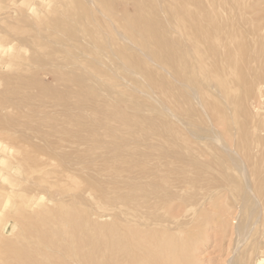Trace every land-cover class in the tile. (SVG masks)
Returning <instances> with one entry per match:
<instances>
[{
    "label": "rangeland",
    "instance_id": "1",
    "mask_svg": "<svg viewBox=\"0 0 264 264\" xmlns=\"http://www.w3.org/2000/svg\"><path fill=\"white\" fill-rule=\"evenodd\" d=\"M147 1L148 0H142V1L141 0L140 1L139 0H103V1L102 0H63V1L62 0H27L26 3H23L22 0H0V43L4 44L5 46L12 44L11 48L5 47V49H8L9 51H5L3 53L0 52V109H1L0 134L3 135V137L0 135L1 136L0 159L1 157L7 158L6 165L1 166L0 164V171H1L0 245L2 244L3 246H5V247L1 246L0 248H3L5 250L8 249L7 251L17 250L18 253L22 248V246L23 248H25L26 246L25 244L28 243L26 242L27 237L29 235L27 231L30 232L32 227L35 228V231L36 230L39 231V227H40V231H43L45 227L47 228V231L48 230L51 231V229H48L47 227V225L50 224L48 223L50 220L51 221L50 228L56 231L58 229V224H59L58 219L60 218L57 214L59 215L61 214L60 216L62 220L63 219L67 220L70 224L73 223L74 225V222L76 220L75 219H73V221L70 220L72 219L71 213L73 211H77L78 209L79 212H76L77 215H73L74 216L73 218H75L76 216L77 222H80V224H77L75 222L76 223L75 226L72 227L70 226V224L68 225L67 223L64 224L66 221L63 220L64 221L63 223V221L61 220L59 225L60 228L57 230V231H61V229L62 228L64 229L67 225L69 226V228L66 227L67 230L71 229L75 232L76 227L79 225L82 226V224L84 223L82 220L84 219V217L82 218V215L84 214L85 211L87 210L89 211L90 209L92 213L97 211L103 212L104 209L106 208L107 205H104V203L106 202L104 201L105 188H103L105 184L104 187L107 186L106 188H108L106 191L110 193L111 191H109V189H111L112 187L114 188V185L115 188L116 186L118 187L117 193L118 191L123 192L124 190L123 193H119V194L120 196L121 194H124L123 197L126 198L125 201L130 202L129 205L128 203L126 204L131 208L134 207V209H136L138 212L140 209L139 212L140 214L143 213L147 217L149 215L148 217L149 222L148 221L147 222L148 223L151 222L150 224L153 227L156 221L158 222L159 219L162 222L164 221L166 222L167 220L166 218H168L167 220L168 222H166L165 225L170 227V225L172 224L170 228H172L174 232H172L171 235L174 240H176V238H179L178 243H181V244L177 243V246H180V248L176 247L175 248L176 250H174L173 252V256L175 257L172 258V262L173 261L176 262L175 263L173 262L171 264H176V263L178 264V260H179V264L180 263L181 264H237V263L240 264V259L242 262L241 264H250V263L259 264L260 260H264V254L262 255V253H264V227H263L264 225V218H263L264 215L263 214L264 213L263 212L264 210L263 207L264 206V200H263L264 199L263 198L264 197V0H216V1L214 0V2L213 0L212 1L197 0L198 3L197 1H193V0H190L191 2L193 1V3L187 0L185 1L183 0L184 2L182 0H179V3L177 2L179 9L183 5V9L181 8L180 10L177 9L178 6L175 5L177 0L175 1L173 0L175 4L172 0L170 1L168 0L167 2L166 0H159L160 3L154 0L157 2L156 7L159 5L158 6L159 8L157 7L158 9L154 7L155 4L153 0L152 1L149 0L148 3ZM164 1L166 6L164 4ZM149 2L155 8L154 10L153 7H151V5H148L150 4ZM209 2L211 3V5ZM189 3L191 5L188 6L189 8L188 9L187 5ZM202 3L203 6H201ZM87 5L89 9L85 7ZM167 5L169 6V8ZM172 5L174 9L178 11L175 10L176 12H174ZM29 6L34 8L37 12L33 13L34 9L30 10ZM90 6L92 7V11L90 9L91 8ZM99 6L108 9L102 10V8H100ZM210 8H212V11ZM146 9L148 10L147 13H146ZM168 9L170 12L168 11ZM181 10L184 11V15L186 14L185 18L187 14H188L187 19L189 18V16L191 17V21L187 22V19H184V17H182L184 15H183V11ZM205 10L206 12L204 14L203 12ZM79 11L80 12L83 11V12L80 13ZM101 11H103V13H101ZM104 11L107 12L106 14L110 16V20ZM171 11L173 15L174 13H177L178 16L180 14L181 15L176 19L177 14H175L174 15L175 18H173V15H171ZM211 12H213V15H211L212 14ZM83 13H86L84 14L85 16L83 15ZM157 13H160L161 15L158 14L159 16H157L156 15ZM100 14H102L103 16L102 19L104 22H108V24L111 23L112 25H114L115 29L116 27H118L117 25L119 24V27L121 26L120 27L121 29L117 28L116 31H114L112 29L113 27H111L112 26L111 24H110L111 28H109V26L107 25L108 29H110L108 32L109 33L108 36L107 32H105L108 30L105 29L107 28V26L106 27L103 26V28L101 27L104 24V22H102L101 18L99 17ZM86 15L89 17H91L90 15H92V18L86 17ZM214 15H216V17ZM212 16H214L213 17L214 19L210 18ZM84 17H86V20L91 19V21L94 22L93 23L94 25L95 23L96 25L98 24L97 20L101 22H99L98 27H96L95 30L94 29L95 26L93 24L92 26L94 27L91 26L92 22L88 21V23H86L87 21L83 19ZM104 17L106 21L104 20ZM73 18L75 19L76 22H74ZM172 18L174 21L173 25H172L173 23ZM217 18H219L220 21L217 20ZM223 18L224 21H222ZM153 19L155 20L156 23L158 21V24L152 22L154 21ZM168 19L172 22H170ZM63 20L65 21L62 23ZM176 20H178L177 23L179 25V29L182 30L177 29V27L175 26ZM77 21L78 23H83V26L82 24L79 25V27L84 28L83 34H80L82 32L79 33V31H82V28L77 27L78 25ZM139 21L144 22L145 24H147V27L149 26L150 28L154 29V31L156 32V36L154 38L155 41L152 40L153 42L151 41V44L147 45V47L146 46L144 47L142 44H140L141 42L140 37H142L143 34L139 31L140 30L139 29L140 26L138 23ZM147 22L150 24H148ZM151 22L155 23L156 25L152 24ZM190 22H192L194 25ZM158 25H160L159 29H158ZM69 26L72 27L69 28ZM174 26L177 30H179L180 33H178V31H175L176 29L174 30L172 29L174 28ZM199 26H201L200 30H199ZM209 26L210 28H208ZM71 28L75 30L72 29L73 30L72 31ZM76 28H78L79 30H76ZM101 29L102 32L99 33V35H101L100 39H102V41L99 40V36H97L98 35L97 33L100 32ZM127 29L131 30V34L132 35L134 34L136 40L139 38L138 39L139 44L138 41L135 42L136 40L135 38H132L133 36H131V34L130 35L128 34ZM168 30H170V32ZM69 31H71L72 33ZM197 31H199L200 33ZM233 31H235L234 34L232 33ZM31 32H33V34ZM115 32H116V36H119V39L118 37L116 38L114 34ZM164 32L167 33L166 36L168 37L164 36L165 35ZM94 33L96 34V36ZM110 33L114 36H112ZM169 33L172 34V38ZM72 34H74V37L78 38V40H80L81 42L75 38H74L75 41L72 40L73 39ZM185 34L188 36H185ZM106 35L109 41H107L108 39L106 38ZM176 35L179 36L177 37L178 40L176 39ZM102 36L105 39L102 38ZM110 37L113 38L114 41L113 39L111 40ZM165 37L167 38L168 42H166ZM90 38L92 40H89ZM173 38H175V41ZM183 38L186 39L188 38L190 41L189 40L186 41V39ZM104 40L106 41L105 43ZM176 40L178 42H176ZM188 41L190 43H188ZM191 41H193L194 43ZM196 41L197 43H195ZM179 43H182L183 46L182 44ZM192 43L195 45H193ZM100 44L101 47L104 46L103 47L104 50H101L102 48H98ZM104 44H106L107 47H105ZM170 44L173 45V47L175 46L173 48L174 51L173 49H171L172 46L169 48ZM87 46L88 49L86 48ZM177 46L180 47H178L177 49ZM181 46L183 49H181ZM196 46H198L200 49ZM92 47L93 49L96 48L95 53ZM108 47L110 48V50ZM112 47L114 50H112ZM185 47L186 49L189 50V52L185 49ZM123 48L124 50H122ZM148 48L149 49L151 48L153 50L150 49V51H148L149 50ZM190 48L192 49L190 50ZM115 50L118 51V53L115 54L114 53ZM181 50L182 53H180ZM105 51H107L108 54ZM120 51L121 53L123 52L124 55H121ZM192 51L193 53H195L194 54L195 56L193 55ZM174 52L177 53L176 56ZM155 53L158 56H156ZM204 53L205 54L207 53V55H205ZM109 54H112L111 55L112 58ZM129 54L130 56H128ZM117 55L119 56V58ZM133 55L137 56V58L132 57ZM202 55L205 56L203 57ZM94 56L96 58H93ZM83 57L84 59H82ZM129 57L131 59H129ZM171 57L172 59H175L176 57V59L171 60ZM198 58L200 59V62L204 61L203 62L204 65L199 62ZM160 60L164 63H162ZM9 61L11 62V64ZM90 61L93 64L90 63ZM112 61L115 62L116 64L113 63ZM137 62L138 64H136ZM161 64H164V66ZM205 64H207L209 70L206 68ZM83 65H85L86 67H83ZM132 65L135 66L129 67ZM78 66L79 67L82 66L84 69L78 68ZM169 67L171 68V70ZM106 68L109 69L106 70ZM82 69L86 70L87 72L83 71ZM89 69L90 72L88 71ZM168 69L170 70V72ZM92 71H94L93 76L94 75L96 76L92 77V73H91ZM152 71L154 73L155 71L159 73L154 74ZM207 71L209 72V74L207 73L206 75ZM171 72L172 73L175 72V73L172 75ZM87 73H89L88 74L89 79L87 78ZM214 73L220 77L219 81H222V82H218L217 80L219 77L216 78L217 79L216 81L219 83V85L217 83L211 82L214 81L213 78L216 77ZM148 74L151 75L150 79L147 77ZM192 74L194 75L192 76ZM73 75H81V76H73ZM205 75L208 78H211L210 79L211 83H209V80L207 81L209 83L208 88L206 87L208 86V84H206L207 77ZM204 76L206 77L205 79ZM159 80L162 81L159 82ZM200 80L201 81L203 80L204 83L201 82ZM80 81L82 82L84 81L83 82L84 85ZM187 81L189 83H187ZM21 82L24 83L22 84ZM76 82L77 83L80 82L79 83L80 85L77 84ZM101 82L102 84H100V86L103 88L104 85L106 88H108L107 90L106 88H103L105 89L104 91L103 89H101V87L99 86V83ZM167 82L170 83L168 84ZM110 83L111 85L109 87L108 85ZM81 84L84 86V88ZM87 84H88L87 86L88 90L90 89V91H87L86 90L87 88H85ZM113 84L115 85L112 86ZM216 84L220 89L222 86L223 89L221 90L219 88L216 89L217 87ZM162 85L165 86V88H163ZM224 85L226 87H224ZM67 86H70L67 88L68 90L71 87H74V89H76L79 86L80 91H83L85 89L87 92L86 93L84 92V95L80 96L83 94V92L79 94L78 92L80 91L76 89L77 93L75 91L73 93L71 91H73L74 89L71 88L70 90L71 93H69V91L66 89ZM96 86L97 88H94ZM111 86L116 87V89L113 88L111 89ZM200 87L201 88L205 87V88L200 89ZM92 88L98 90H93ZM64 89L65 91H63ZM159 89L161 93L159 92ZM205 89H207L206 90L207 92L205 91L207 94L205 93L204 94L207 96L209 94L208 96L209 99L207 98L209 102L208 100L207 102H205L206 98L202 97L204 96V94H201V92H203V90ZM94 91H96V93ZM97 91L99 94H97ZM117 91H119L120 94ZM62 92L67 93V95L63 93L66 96H70V97L72 96V97L65 99L64 95H63L64 97H62L61 94ZM108 92L111 93L112 95L109 94ZM23 93L26 95L28 94L29 97L28 95L24 96ZM94 93L96 94V96L102 95L103 96L102 99H104L105 97L106 100L105 101H103L102 99L99 100L98 99L99 97H97L98 99L97 100ZM168 93L169 94L171 93V95H169ZM210 93H212V95H210ZM12 94L15 96L17 95L16 96L17 98L14 96L13 99ZM76 94L79 95L80 98L79 97L77 98ZM87 95L88 97L90 95L89 99L88 97H86ZM74 96L77 99L76 98L74 99L73 98ZM167 96H170L168 100L166 99ZM210 96L212 97V101L214 100L213 104H211L212 102ZM60 97H62V99L66 101L60 100L59 99ZM125 97H127V99ZM84 99H87L86 100L87 102ZM129 99L131 101H129ZM90 100H91V104L88 105L87 103H90L89 102ZM11 101H13L14 105L12 104ZM80 101H83L84 104L82 105V102ZM93 101L95 102L96 105L97 103L98 105H100L98 106L99 108L95 107L94 104H93L94 108L92 107ZM31 102L32 103L34 102L33 103L34 105ZM103 102L104 103L107 102V103L104 104ZM17 103L18 105H16ZM101 106H103L104 109L103 107L101 108ZM22 107L23 110L21 109ZM30 107H32V109ZM36 107L40 108V110ZM92 108L95 109L96 111H100V112L102 111V112L94 113ZM111 109H113V111H111ZM210 110H212L213 112ZM83 111L84 113H82ZM65 113L68 114L64 115ZM58 114L60 116H57ZM90 114H92L93 118H91L92 116H90ZM80 115L89 118L88 120L89 121L91 120L90 121L91 124L93 122L94 127H92L93 125L88 123L87 119L84 118L86 121L83 119L85 121L83 122L84 123L83 125L85 126L83 127L78 126L76 128L77 124L80 125V123L74 124L75 121L74 117H73L74 121L71 118L72 116L75 117L79 116L77 117L78 118L77 120L78 122H80L79 119L82 120V118L80 117H83ZM66 116L71 120H69ZM94 118H96V120ZM35 124L37 126L38 125L40 126L37 127ZM86 124L88 127H86ZM140 124L144 126H141ZM169 124H171V126H173L174 128H170L171 126ZM137 125L139 126L137 127ZM148 125L152 126V128L148 127ZM167 125H169V127H167ZM55 127L56 129H54ZM68 127L72 129L69 130L71 133L74 131L73 134H71L68 131L67 129ZM90 127L91 129H89ZM170 129H172L173 131ZM174 129L175 132L177 131V133L174 132ZM93 130L95 132H92ZM151 130H153L154 132H152ZM87 132L88 134H91V138L87 134ZM4 133L6 136L8 135V133L9 135L12 136H9V138L7 136L5 138ZM10 139L12 140L10 142H7V140L9 141ZM16 140L17 141L19 140L20 142L16 143L17 142ZM5 141L6 143H8V146L5 143ZM21 142H23L22 143L23 146H19V145L17 146V144H21ZM4 145L7 148L11 146L10 148L12 149V151L4 152L2 148L4 147ZM12 145H14L15 147L17 146V149ZM20 150L23 152H21ZM137 153H139V155ZM25 155L28 157H26ZM112 156L113 157L116 156V157L112 158ZM132 156H133L132 159L135 158L134 160L129 159ZM18 157H20L21 159ZM24 157L27 159L26 160L22 159ZM110 157H111V161H110ZM123 157L124 159H122ZM77 159H79V161ZM126 159L127 160L129 159L130 161L129 160L127 161ZM19 160L20 163H22L23 161L24 164H20ZM94 160L95 162H93ZM97 160L99 161L97 162ZM136 160L138 161L136 162ZM108 162L109 164L112 163L111 166L107 164ZM124 162H126L125 164H127L128 166L130 165L129 168H133V170L136 168L135 166L137 164L144 163L146 169L143 168L144 166L141 167L140 165L139 168L140 170L136 168L134 171H132L134 173L135 171H137L136 174H134L127 167V165L123 164ZM131 162L135 164V165L132 164V166L134 165L135 168L131 166ZM25 163L27 164L26 166ZM108 165L112 169L109 167L107 168L106 166ZM123 166L127 167L126 168L127 170H125L126 173L127 171L128 172L130 171L131 173L130 172H129L130 174L128 173L130 175L129 177L127 176V174L126 175L124 174L123 177H125V179L124 180L122 179L121 181L122 177L120 174L125 173L121 171L122 168L124 169ZM137 166L139 167V165ZM92 167H94V169ZM116 167H119V169L116 170L117 169ZM157 167L160 168L158 169ZM113 169H115L114 170L115 173L113 172ZM119 170L121 171V173ZM146 170H149V172H147ZM40 171L43 173H41ZM47 171H49V173L51 174L47 176L48 177L47 182L42 183L41 180L46 181L47 177L45 178L44 176L47 175L48 173ZM139 171H144L141 172V174L144 176L147 175L146 178L145 177L144 179L143 177L139 178L141 176V175L140 176L137 175ZM67 172L68 173L70 172L71 173L70 176H72L73 178L75 177L77 178L75 180L72 179V181L65 180L67 181L66 183L68 186H66L65 182L61 181V180L64 181L65 178L66 179L70 178L68 176L70 173L68 174ZM111 172H113L114 175L117 174L116 172H118L120 176L119 175H117L119 177L113 176V173ZM39 173H41L42 176ZM80 173H82L83 175ZM132 174L134 175L132 176ZM135 175L138 177L135 178ZM154 176L157 178V182L155 181L156 178ZM40 177L42 178L41 180ZM113 177L116 179L117 178L119 179L120 177L121 178L119 179L120 181L118 179L117 181H115L116 179L113 181L112 180L114 179ZM130 177H132L130 181H132L133 183L129 181ZM78 178H80V182H82V178L83 180L87 179L86 180L87 183L85 180L83 181V183H80L79 181L77 182ZM110 179H111L110 183H112V185L108 182ZM126 179L128 180L127 182H130L129 186L127 185L128 183L125 184ZM136 179H138L137 181L139 182H136ZM38 180L40 182H38ZM56 180L58 181V184H60L62 187L61 186L59 187V185L55 184V182L57 183ZM163 180H166L167 182ZM88 181L90 182L88 183ZM106 181L107 183H109L111 188H109L110 186H108ZM72 182L74 184L76 183L77 185L82 184L83 186L82 185L77 186L76 184L74 185ZM92 182H93L92 185H94V187L96 185L97 186L100 185L102 187H98V189L97 187H95L94 189V187L90 184ZM123 182L125 185L123 184ZM168 182L169 184L171 183L170 187L169 184H167ZM38 183L41 185H39ZM63 183L65 187L62 185ZM68 183H72L74 187H72L71 184L69 185ZM121 183L124 185L123 187ZM42 184H46V185L42 186ZM116 184H118L119 186ZM145 184L146 186H144ZM36 185H37V189L35 187ZM131 185L133 187H131ZM47 186L48 188L50 187L52 191L48 190L47 188L45 189V187ZM126 186L128 187L126 188ZM134 186L137 188L135 189ZM75 187L77 189H75ZM78 187H84L82 192L83 193L85 192L89 197H91L90 203H89V198H87L88 197L87 195H85L87 196L86 199L85 196H78L80 194L82 195L85 194L80 192V189H78ZM156 187L159 189L156 190L157 189ZM252 187H254L253 188L254 190L252 189ZM57 188L58 190L61 189L60 192L57 191ZM101 188H103V190ZM115 188L114 191L116 192ZM128 188H130L129 191L131 193H133L134 189L138 193H133L134 196L128 193V195L130 196L126 197L127 196L126 191L128 190ZM160 188L162 189V191L160 190ZM100 189H101V193H100ZM1 190L4 192H2ZM95 190L98 192H94ZM167 190L169 191L167 192ZM102 191H104V194ZM114 191H112L111 194L112 196L115 197V194L117 195V193H115ZM146 192H147L146 194L147 198L145 197ZM261 192L262 194H260ZM11 193L12 195H9ZM90 193L93 194L90 195ZM96 193L97 195L101 194L102 197L101 196L95 197L94 195H96ZM57 194H59L61 197L58 196ZM141 194L142 196L144 194L143 197L148 199L147 202L151 198V200L149 201V202L152 201L150 205L148 206L145 205L146 201L143 202L145 198L144 199L141 198L142 202H140L141 200L140 197H142ZM56 195L58 196L57 199L55 198L57 197ZM110 195L109 193L106 194L107 201L109 198L108 196ZM155 195H157L159 198H157ZM70 196L73 197V199H71ZM76 196H78L77 200L75 198ZM120 196L117 195V197ZM97 197H99V199H101L102 201L101 200L99 201V199L97 200ZM130 197L132 198V200L135 197L136 198L138 197L139 201L136 198H135L136 200L134 199L133 201L134 202L137 201V203L139 202L138 205L139 208H135L137 206V203L135 202L136 204L134 203V205L136 206H134L133 203L131 202L132 200L129 199ZM8 198L10 200V202L9 200H7L9 203H7L6 201V199ZM26 199L30 204H33L34 206L33 210H31L28 206L26 208L24 204L26 203L25 202ZM64 199L66 200L68 199L67 202ZM78 199L82 202H79ZM154 199H156L160 203H156L157 201H155ZM167 199L168 201H166ZM56 200H58L57 203ZM35 201L39 204H36ZM91 201L94 202V205H96V203L97 205L98 204L99 205L94 206ZM52 202H55V205ZM64 202L68 203L69 206L67 204L66 206ZM100 202L102 204H100ZM78 203L80 204L85 203V204L80 205ZM141 203H145V204L143 205ZM22 204H24V206ZM260 204L263 206H261ZM75 205L77 207H75ZM87 205L89 208L87 207ZM159 205L161 207H159ZM42 206H43L42 209L44 210L43 212L41 209ZM72 206H74V209ZM157 206L161 209H159ZM225 206L227 207V209ZM4 207H6V209H4ZM95 207L96 208L99 207L100 210H98V208L96 209ZM148 207L151 209H149ZM45 208H47V211L45 210ZM40 209L41 212L44 214H42L41 212L36 214V212H38V210L40 211ZM61 209L62 210L64 209L66 214ZM65 209H67L69 212ZM71 209L73 210L71 211ZM190 209L191 210L193 209L192 211L194 212H192ZM260 209L262 210L261 212H259ZM80 210H82V212H80ZM146 210H151L150 211L151 213L147 211L148 214H145ZM155 210L158 211V213ZM171 211L172 212L174 211L173 213H177V214H172ZM199 211H201L202 213ZM50 213L51 215H49ZM78 213H83V214L79 215ZM99 213L104 215H101L100 217L102 218H98V220L103 219L105 222H100V225L99 224L97 225L91 220L89 222L95 225L93 224L91 225L89 223V225H91L89 226L87 222L86 223L87 225L84 223L83 227H80V229L83 228V232L84 231L86 232V230L89 227L93 226V228H91L92 231H94L93 230L94 228L100 230L101 227L100 231L105 232L107 230V225L104 224L108 222V221L106 222V219L108 218L107 217L105 218L106 212L105 213L99 212ZM181 213L183 218H181ZM4 214L7 215L4 216ZM28 214H31V216H29ZM34 214H36V218L38 219L34 217L35 216ZM67 214L71 217H69ZM161 214H164L162 215L163 218L161 217ZM226 214L228 215L226 216ZM38 215L40 216L38 217ZM47 215H49V217H47V219L44 220L45 216ZM150 215L151 216L154 215L153 218H155V220H153ZM64 216L67 219L63 218ZM52 217H55L53 218L54 222L51 220ZM169 217H171L172 221L169 220ZM225 217H227L228 219ZM173 220H175V222ZM176 220L178 223L176 222ZM38 222L40 223L42 222L43 225L47 223V225L45 224V227H43L42 223L40 224ZM169 222L170 224L167 225V223ZM248 222H250L249 226H248ZM34 223L40 224L38 225V228ZM174 223L176 226L174 225ZM254 223L257 225H255ZM101 224L106 227L105 230L104 228H102L103 226ZM179 224L181 226V229L183 228V230L180 229ZM29 225L31 226L33 225V226L31 227ZM96 225L97 228L95 227ZM87 226L89 227L87 228ZM19 227L21 228L19 229ZM173 227L176 228L177 230L179 227L181 231L180 230L177 231ZM152 228H150L151 231L155 230ZM251 228H253V232L251 231L252 230ZM260 229L262 230L260 231ZM26 232L28 234H26ZM251 232L253 234H251ZM20 233L21 235H19ZM15 234L17 235L16 237ZM248 236L252 238L249 239ZM12 237L16 238V242L14 241L12 245L15 246L19 245L17 246L19 250L15 246L12 247L11 244L10 245L13 249L11 247H10L11 249L8 248L9 247L8 241L11 242L14 240ZM19 237L20 238L22 237V239H20L21 241L19 240ZM10 238L13 240H11ZM4 240L8 243L7 245ZM23 241L25 244H23ZM62 242L67 243L66 240ZM177 248H178V252L180 251L179 253L177 252ZM253 248H255V250ZM189 249L192 250L190 251ZM248 250L251 251V253ZM109 252L110 251L109 250L107 251V249L104 253L100 252L101 254H103V257L106 258L105 259L106 262L109 261V256H108V254H110ZM255 252L261 255H258ZM18 255L19 254H16V256ZM7 256L8 255H2V258H4L3 260L6 261L7 264H9V260H10V264L13 263L17 264V262L18 263L20 262V264L24 263V259H22V257H19L22 256V254L18 256L17 262H16L17 259L16 256L13 255H9L8 257ZM14 257H15V261H13ZM150 257L152 264H159V262L154 257L152 256ZM19 258L23 260V262L19 261ZM58 262L61 264V260H59ZM262 262L263 261H261V263ZM54 264H58L56 263V260ZM137 264H141V263H137ZM262 264H264V262Z\"/></svg>",
    "mask_w": 264,
    "mask_h": 264
},
{
    "label": "bare ground",
    "instance_id": "2",
    "mask_svg": "<svg viewBox=\"0 0 264 264\" xmlns=\"http://www.w3.org/2000/svg\"><path fill=\"white\" fill-rule=\"evenodd\" d=\"M63 1V0H62ZM103 1V0H102ZM140 1V0H139ZM142 1V0H141ZM149 1V0H148ZM148 1H147V3H148ZM152 1V0H151ZM157 2H159V0H156ZM156 1H154L153 0V2H154V7H156ZM168 0H166V2H167ZM170 1V0H169ZM173 1V0H172ZM175 1V0H174ZM173 1V2H174ZM183 1V0H182ZM185 1V0H184ZM183 1V2H184ZM187 1H190V0H187ZM193 1H197V0H193ZM193 1L191 2V3H193ZM202 1V0H201ZM212 1V0H211ZM216 1V0H215ZM22 2L23 3H26L27 2V0H22ZM153 2H152V4H153ZM173 2H172V4H173ZM177 2L179 3V0H177L176 1V4H175V2H174V4L175 5H177L178 6V4H177ZM213 2H214V0H213ZM225 2H227V1H225ZM75 3V2H74ZM96 3V2H95ZM146 3V4H147ZM150 3V2H149ZM160 3V2H159ZM181 3V2H180ZM185 3H187V2H185ZM197 3H198V1H197ZM196 3V4H197ZM199 3H201V2H199ZM210 3V2H209ZM216 3V2H215ZM30 4V3H29ZM28 4V5H29ZM99 4V3H98ZM145 4V3H144ZM164 4H165V1H164ZM214 4V3H213ZM89 5H90V2H89ZM148 5H151V3L150 4H148ZM181 5V4H180ZM185 5V4H184ZM189 5H191L190 3L187 5V8H188V6ZM210 5H211V3H210ZM97 6V5H96ZM106 6V5H105ZM141 6H143V5H141ZM146 6V5H145ZM159 6V5H158ZM157 6V7H158ZM165 6H166V4H165ZM164 6V7H165ZM168 6V5H167ZM176 6V7H177ZM201 6H203V3H202V5ZM25 7V6H24ZM31 6H29V9L31 10V9H34V8H30ZM73 7V6H72ZM85 7H87L88 8V5L87 6H85ZM91 7V6H90ZM98 7V6H97ZM100 7V6H99ZM151 7H153L152 5H151ZM150 7V8H151ZM153 7V10L155 9ZM156 7V8H157ZM172 7H173V5H172ZM186 7V6H185ZM200 7V6H199ZM214 7V6H213ZM86 8V9H87ZM95 8V7H94ZM100 8H102V7H100ZM159 8V7H158ZM157 8V9H158ZM167 8V7H166ZM168 8H169V6H168ZM182 9H183V5H182V7H181ZM180 8V9H181ZM186 8V9H187ZM194 8V7H193ZM202 8V7H201ZM208 8V7H207ZM20 9V8H19ZM70 9V8H69ZM89 9V8H88ZM91 9V11H92V7L90 8ZM104 9H108V8H102V10H104ZM140 9H141V7H140ZM173 9H174V7H173ZM177 9H179V6L177 7ZM179 9V10H180ZM189 9V8H188ZM191 9V8H190ZM211 9V11H212V8H210ZM83 10V9H82ZM176 9H174L173 11L174 12H176V11H178V10H176ZM194 10V9H193ZM202 10V9H201ZM84 11H85V9H84ZM90 11V10H89ZM96 11H97V9H96ZM107 11V10H106ZM145 11V10H144ZM168 11H169V9H168ZM181 11H183V10H181ZM180 11V12H181ZM184 11H185V8H184ZM184 11H183V15H184ZM195 11V10H194ZM35 12H37L35 9L33 10V13H35ZM80 12V11H79ZM83 12V11H82ZM82 12H80V13H82ZM105 12V11H104ZM148 12V10L146 9V13ZM156 12V11H155ZM166 12V11H165ZM170 12V11H169ZM201 12V11H200ZM205 12H206V10L203 12L204 14H205ZM210 12V11H209ZM220 12V11H219ZM80 13H79V15H80ZM92 13V12H91ZM101 13H103V11H101ZM107 12H105V14H106ZM150 13V12H149ZM212 14L211 15H213V12H211ZM221 13V12H220ZM31 14V13H30ZM74 14H75V11H74ZM84 14H86V13H83V15ZM90 14V13H89ZM93 14V13H92ZM94 14H95V12H94ZM99 14V13H98ZM151 14V13H150ZM158 14H160V13H157L156 15L157 16H159ZM164 14H167V13H164ZM175 14H177V13H174V15ZM194 14V13H193ZM215 14V13H214ZM23 15V14H22ZM78 15V16H79ZM107 15V14H106ZM124 15V14H123ZM161 15V14H160ZM171 15H173L172 14V11H171ZM173 15V18H175V16ZM181 15V14H180ZM179 15V16H180ZM186 15V14H185ZM185 15L184 16H182V17H184V19H187V16H188V14H187V16H186V18H185ZM190 15V14H189ZM192 15V14H191ZM208 15V14H207ZM85 16V15H84ZM91 17H89V16H87L86 15V17H89V18H92V15H90ZM108 17H109V20H110V16L109 15H107ZM163 16V15H162ZM161 16V17H162ZM169 16V15H168ZM178 16V14H177V16H176V19H177V17H179ZM215 17H216V15H214ZM214 16H212V17H210V18H212V19H214L213 17ZM75 17H77V16H75ZM83 17V16H82ZM86 17H84L83 19H85L86 20ZM94 17V16H93ZM100 18H101V20H102V22H104L103 21V16H102V14H100V16H99ZM98 17V18H99ZM112 17V16H111ZM145 17V16H144ZM152 17V16H151ZM170 17H172V16H170ZM181 17V18H182ZM194 17H196V16H194ZM193 17V18H194ZM200 17H202V16H200ZM207 17V16H206ZM224 17V16H223ZM69 18V17H68ZM72 18V17H71ZM154 18V17H153ZM173 18H172V21H173ZM114 19H115V17H114ZM147 19V18H146ZM170 19V18H169ZM168 19V20H169ZM179 19V18H178ZM198 19V18H197ZM66 20V19H65ZM65 20H63L62 21V23L65 21ZM70 20V19H69ZM73 20H74V22H76L75 21V19L73 18ZM77 20V19H76ZM104 20L106 21V19H105V17H104ZM154 20V19H153ZM157 20V19H156ZM175 20V19H174ZM207 20H209V19H207ZM206 20V21H207ZM217 20H219V18H217ZM31 21V20H30ZM80 21V20H79ZM87 22L86 23H88V21H91V19L89 20H86ZM98 21V24H99V22H101V21H99V20H97ZM163 21V20H162ZM170 21V20H169ZM172 21H170V22H172ZM177 21L178 20H176V24H175V26L177 27V29H179V25H178V23H177ZM182 21V20H181ZM188 21H191V17L189 16V18L187 19V22ZM205 21V20H204ZM220 21V20H219ZM222 21H224V18H223V20ZM69 22V21H68ZM92 23H91V26H92V24L94 23L93 21H91ZM96 22V21H95ZM110 22V21H109ZM114 22V21H113ZM121 22V21H120ZM149 22V21H148ZM147 22V23H148ZM152 22H155V20L154 21H152ZM151 22V23H152ZM160 22H161V20H160ZM180 22V21H179ZM186 22V23H187ZM77 23H78V21H77ZM139 23V26H140V32L143 34V36L142 37H140V44H142L144 47L146 46L147 47V45H149V44H151V41L153 40V41H155V36H156V32L154 31V29H152V28H150L149 26L147 27V24H145L144 22H142V21H139L138 22ZM156 23V22H155ZM155 23H152V24H154V25H156V24H158V21H157V23L155 24ZM190 23H192V22H190ZM68 24V23H67ZM80 24H82V26H83V23H78V25H77V27H79V25ZM98 24L96 25V23H95V30H96V27H98ZM106 24V25H105ZM110 24L111 23H109L108 24V22H104V24L101 26L102 28H103V26H109V28H111V27H113L112 29L114 30V31H116V29L117 28H120L119 27V24L117 25L118 27H116V29L114 28V25H112L111 27H110ZM148 24H150V23H148ZM162 24H163V22H162ZM174 24V21H173V23H172V25ZM189 24V23H188ZM188 24H186V25H188ZM193 24V23H192ZM191 24V25H192ZM210 24V23H209ZM208 24V25H209ZM61 25V24H60ZM178 25V26H177ZM181 25V24H180ZM194 25V24H193ZM215 25V24H214ZM57 26V25H56ZM84 26H86V25H84ZM94 26H92V27H94ZM100 26V25H99ZM108 26H107V28H105L106 30L108 29ZM153 26V25H152ZM159 26L160 25H158V29H159ZM175 26H174V28H172L173 30L174 29H176L175 28ZM182 26V25H181ZM67 27V26H66ZM70 27H72V26H69V28ZM87 27H88V25H87ZM86 27V28H87ZM164 27V26H163ZM172 27V26H171ZM170 27V28H171ZM194 27V26H193ZM201 26H199V30L201 29L200 28ZM212 27V26H211ZM57 28H59V27H57ZM74 28V27H73ZM73 28H71V30L73 29ZM79 28H82V27H79ZM156 28V27H155ZM165 28V27H164ZM163 28V29H164ZM181 28V27H180ZM208 28H210V26L208 27ZM61 29V28H60ZM59 29V30H60ZM83 29L84 28H82V31H79V33L80 32H82V33H80V34H83L84 33V31H83ZM93 29V30H94ZM98 29V28H97ZM121 29V28H120ZM157 29V30H158ZM171 29V30H172ZM175 30V31H178V33H180L179 32V30H182V29H179V30ZM73 30H75V29H73ZM72 30V31H73ZM76 30H79L78 28H76ZM109 30L110 29H108L107 31H105V30H103V31H105V32H107V34H108V36H109ZM138 30V29H137ZM156 30V31H157ZM165 30V29H164ZM167 30V29H166ZM184 30V29H183ZM189 30V29H188ZM198 30V29H197ZM207 30V29H206ZM30 31V30H29ZM61 31V30H60ZM99 31V30H98ZM113 31V32H114ZM119 31V30H118ZM117 31V32H118ZM169 32H170V30H168ZM187 31V30H186ZM193 31V30H192ZM191 31V32H192ZM231 31V30H230ZM63 32V31H62ZM65 32V31H64ZM69 32H71V31H69ZM102 32V29H101V31L100 32H98L97 34V36H99V40H101L102 41V39H100V36L101 35H99V33H101ZM127 32H128V34L130 35L131 34V30H129V29H127ZM139 32V33H140ZM166 32V31H165ZM164 32V33H165ZM184 32V31H183ZM197 32H199V31H197ZM234 32L235 31H233L232 33L234 34ZM32 34H33V32H31ZM66 33V32H65ZM72 33V32H71ZM74 33H77V32H74ZM133 33V32H132ZM163 33V34H164ZM177 33V32H176ZM177 33V34H178ZM186 33V32H185ZM200 33V32H199ZM198 33V34H199ZM225 33V32H224ZM95 34V33H94ZM111 34V33H110ZM115 34V36H116V32L114 33ZM123 34H124V32H123ZM126 34V33H125ZM135 34H136V32H135ZM166 34L167 33H165V35L164 36H166ZM170 34V33H169ZM175 34V33H174ZM183 34V33H182ZM231 34V33H230ZM73 35V39L72 40H74L75 41V39H77L78 40V38H75L74 37V34H72ZM76 35V34H75ZM112 35V34H111ZM110 35V36H111ZM184 35V34H183ZM200 35V34H199ZM71 36V35H70ZM80 36H83V35H80ZM80 36H79V38H80ZM95 36H96V34H95ZM112 36H114V35H112ZM127 36V35H126ZM131 36H133L132 38H135L134 37V34L132 35L131 34ZM130 36V37H131ZM170 36H171V38H172V34H170ZM185 36H188V35H186L185 34ZM194 36V35H193ZM118 37V39H119V36H116V38ZM166 37H168V36H166ZM165 37V38H166ZM174 37H175V35H174ZM177 37H179V36H177L176 35V39H177ZM3 38V37H2ZM75 38V39H74ZM92 38V37H91ZM89 39V40H92V39ZM102 38H104L103 36H102ZM106 38H107V35H106ZM111 38V37H110ZM116 38H115V40H116ZM128 38H129V36H128ZM105 39V38H104ZM108 39V38H107ZM106 39V40H107ZM113 38H111V40H112ZM117 39V40H118ZM139 39V38H138ZM138 39L136 40V38H135V42H137L138 41ZM174 39V41H175V38H173ZM183 39H186V38H183ZM183 39H182V42H183ZM202 39H203V37H202ZM70 40V39H69ZM122 40V39H121ZM133 40V39H132ZM178 40V39H177ZM176 40V42H178ZM180 40V39H179ZM187 40H189L188 38L186 39V41ZM191 40H192V38H191ZM71 41V40H70ZM74 41H72V42H74ZM78 41H80V40H78ZM107 41H109V39L107 40ZM113 41H114V39H113ZM112 41V42H113ZM152 41V42H153ZM190 41V40H189ZM188 41V43H190ZM217 41V40H216ZM72 42H71V44H72ZM81 42V41H80ZM106 41L104 40V43H105ZM111 42V41H110ZM116 42H118V41H116ZM124 42V41H123ZM166 42H168L167 41V38H166ZM180 42V41H179ZM191 42H193V41H191ZM204 42V41H203ZM93 43V42H92ZM101 43V42H100ZM169 43H171V42H169ZM194 43V42H193ZM192 43V44H193ZM195 43H197V41L195 42ZM199 43V42H198ZM202 43V42H201ZM205 43V42H204ZM75 44V43H74ZM73 44V45H74ZM78 44V43H77ZM109 44H112V43H109ZM114 44H116V43H114ZM113 44V45H114ZM125 44V43H124ZM138 44H139V41H138ZM179 44H182V43H179ZM186 44V43H185ZM192 44H191V46H192ZM70 45V44H69ZM96 45V44H95ZM105 45V47H107L106 46V44H104ZM155 45V44H154ZM164 45V44H163ZM187 45H190V44H187ZM186 45V46H187ZM193 45H195V44H193ZM204 45H207V44H204ZM11 46H12V44H10V45H7V46H5L4 44H2V43H0V52L1 53H3V52H5V51H9L8 49H5V47H9V48H11ZM79 46V45H78ZM102 46H103V44H102ZM167 46H168V43H167ZM172 46V47H171ZM182 46H183V44H182ZM182 46H181V49H183L182 48ZM74 47V46H73ZM72 47V48H73ZM81 47V46H80ZM104 47V46H103ZM103 47H101V44H100V46L98 47V48H102L101 50H104V48ZM110 47H111V45H110ZM114 47H116V46H114ZM149 47V46H148ZM162 47V46H161ZM171 47V49H173L174 47H173V45H171L170 44V46H169V48ZM178 47H180V46H177V49H178ZM195 47V46H194ZM194 47H193V49H194ZM196 47H198V46H196ZM205 47H207V46H205ZM68 48V47H67ZM78 48V47H77ZM87 49H88V46L86 47ZM95 48V47H94ZM109 48V47H108ZM120 48V47H119ZM122 48V47H121ZM199 48V47H198ZM203 48V47H202ZM201 48V49H202ZM82 49V48H81ZM92 49H93V47H92ZM91 49V50H92ZM149 49V48H148ZM151 49V48H150ZM150 49L148 50V51H150ZM180 49V48H179ZM185 49H186V47H185ZM192 48H190V50H191ZM200 49V48H199ZM198 49V50H199ZM204 49V48H203ZM209 49V48H208ZM80 50V49H79ZM83 50H85V49H83ZM94 50V53H95V50H96V48L95 49H93ZM100 50V49H99ZM109 50H110V48H109ZM108 50V51H109ZM112 50H114L113 49V47H112ZM121 50V49H120ZM122 50H124V48L122 49ZM151 50H153V49H151ZM188 52H189V50L188 49H186ZM207 50V49H206ZM210 50V49H209ZM116 51V50H115ZM114 51V53L116 54V53H118V51H116L115 52ZM147 51V50H146ZM173 51H174V49H173ZM177 51H180V50H177ZM100 52V51H99ZM107 54H108V52L107 51H105ZM104 52V53H105ZM112 52V51H111ZM185 52V51H184ZM93 53V52H92ZM101 53V52H100ZM120 53H121V51H120ZM123 53V52H122ZM121 53V55H124V53L122 54ZM175 53V56H176V52H174ZM180 53H182V50H181V52ZM180 53H179V55H180ZM192 53H193V51H192ZM53 54V53H52ZM91 54V53H90ZM97 54H99V53H97ZM152 54V53H151ZM195 53H193V55H194ZM197 54V53H196ZM205 54V53H204ZM103 55V54H102ZM110 56L112 55V54H109ZM126 55V54H125ZM155 55H156V53H155ZM160 55V54H159ZM192 55V56H193ZM205 55H207V53L205 54ZM205 55H202L203 57L205 56ZM58 56V55H57ZM86 56V55H85ZM91 56H93V55H91ZM118 56V55H117ZM128 56H130V54L128 55ZM127 56V57H128ZM156 56H158V55H156ZM178 56V55H177ZM182 56V55H181ZM195 56V55H194ZM87 57V56H86ZM104 57H105V55H104ZM127 57H126V59H127ZM132 57H135V58H137V56H135V55H133ZM200 57V56H199ZM93 58H96L95 56L93 57ZM108 58V57H107ZM111 58H112V56H111ZM118 58H119V56H118ZM121 58V57H120ZM178 58V57H177ZM180 58V57H179ZM82 59H84V57L82 58ZM97 59H99V58H97ZM115 59V58H114ZM125 59V58H124ZM129 59H131L130 57H129ZM175 59H176V57H175ZM175 59H172V57H171V60H175ZM197 59V58H196ZM199 59V58H198ZM203 59V58H202ZM205 59V58H204ZM101 60V59H100ZM99 60V61H100ZM103 60V59H102ZM108 60H110V59H108ZM123 60V59H122ZM168 60V59H167ZM179 60V59H178ZM182 60V59H181ZM88 61V60H87ZM91 61H92V59H91ZM90 61V63H92ZM94 61H95V59H94ZM115 61V60H114ZM140 61H141V59H140ZM161 61V60H160ZM202 61V60H201ZM205 61H207V60H205ZM10 62V61H9ZM8 62V63H9ZM113 62V61H112ZM118 62H119V60H118ZM139 62V61H138ZM138 62L136 63V64H138ZM162 62V61H161ZM169 62V61H168ZM186 62V61H185ZM195 62V61H194ZM199 62H200V59H199ZM204 62V61H203ZM203 62H200V63H202L203 64ZM96 63V62H95ZM99 63V62H98ZM113 63H115V62H113ZM162 63H164V62H162ZM206 63V62H205ZM10 64H11V62H10ZM15 64V63H14ZM80 64H82V63H80ZM93 64V63H92ZM101 64V63H100ZM116 64V63H115ZM126 64H127V62H126ZM128 64H129V61H128ZM135 64V63H134ZM135 64V65H136ZM176 64H177V62H176ZM12 65H13V63H12ZM114 65V64H113ZM121 65V64H120ZM119 65V66H120ZM135 65H132V66H129V67H133V66H135ZM161 65H163L164 66V64H161ZM172 65V64H171ZM182 65H183V63H182ZM204 65V64H203ZM206 65V68L209 70V67L207 66V64H205ZM118 66V67H119ZM140 66H141V63H140ZM168 66V65H167ZM166 66V67H167ZM197 66V65H196ZM83 67H86L85 65H83ZM82 66H78V68H83ZM183 67V66H182ZM205 67V66H204ZM77 68V69H78ZM88 68V67H87ZM90 68H91V66H90ZM113 68V67H112ZM117 68V67H116ZM142 68H143V65H142ZM170 68V67H169ZM173 68V67H172ZM205 68V69H206ZM84 69V68H83ZM82 69V70H83ZM86 69V68H85ZM109 68H106V70H108ZM114 69V68H113ZM119 69V68H118ZM136 69V68H135ZM175 69V68H174ZM192 69V68H191ZM195 69V68H194ZM152 70H154V69H152ZM163 70H164V68H163ZM166 70H167V68H166ZM169 70V69H168ZM170 70H171V68H170ZM170 70H169V72H170ZM19 71V70H18ZM80 71V70H79ZM83 71H85V72H87L86 70H83ZM82 71V72H83ZM89 72H90V69L88 70ZM115 71V70H114ZM176 71H178V70H176ZM197 71V70H196ZM82 72H80V73H82ZM94 71H92L91 73H92V77H94V76H96V75H94L93 76V73ZM108 72V71H107ZM153 72V71H152ZM152 72H151V74H152ZM180 72V71H179ZM192 72V71H191ZM211 72V71H210ZM91 73H90V75H91ZM112 73V72H111ZM154 73V72H153ZM158 74L159 72H156L155 71V73L154 74ZM172 73V72H171ZM175 73V72H174ZM174 73H172V75L174 74ZM186 73V72H185ZM193 73H194V71H193ZM207 73L209 74V72L207 71L206 72V75H207ZM212 73V72H211ZM67 74V73H66ZM65 74V75H66ZM72 74V73H71ZM82 74H84V73H82ZM88 74L89 73H87V78H88ZM180 74V73H179ZM11 75V74H10ZM13 75V74H12ZM61 75V74H60ZM85 75H86V73H85ZM102 75V74H101ZM162 75V74H161ZM161 75H159V76H161ZM194 74H192V76H193ZM205 75V76H206ZM213 75V74H212ZM212 75H210V76H212ZM214 75L216 76H213V77H215V78H213L214 79V81H211V82H213V83H217L218 85H219V83L218 82H222V81H219L220 80V77L218 76V75H216L215 73H214ZM19 76V75H18ZM73 76H81V75H73ZM104 76H106V75H104ZM150 76L151 75H147V77L150 79ZM156 76H158V75H156ZM175 76V75H174ZM173 76V77H174ZM177 76V75H176ZM204 76V79L207 77H205ZM62 77V76H61ZM69 77V76H68ZM68 77H66V78H68ZM91 77V76H90ZM109 77V76H108ZM217 77H219L218 78V80L216 79ZM77 78H79V77H77ZM97 78V77H96ZM154 78V77H153ZM153 78H152V80H153ZM158 78V77H157ZM184 78V77H183ZM24 79V78H23ZM65 79V78H64ZM89 79V78H88ZM161 79V78H160ZM165 79V78H164ZM187 79H188V77H187ZM191 79V78H190ZM189 79V80H190ZM210 79L211 78H208L207 77V80H206V82L209 80V83H211L210 82ZM4 80V79H3ZM19 80V79H18ZM67 80V79H66ZM75 80H77V79H75ZM96 80V79H95ZM103 80H104V78H103ZM111 80V79H110ZM218 82H217V81ZM16 81V80H15ZM20 81V80H19ZM87 81V80H86ZM162 80H159V82H161ZM201 81V80H200ZM80 82H82V81H80ZM79 82V83H80ZM84 82V81H83ZM82 82V84L84 85V83ZM89 82V81H88ZM96 82V81H95ZM97 82H99V81H97ZM105 82V81H104ZM106 82H107V80H106ZM113 82V81H112ZM191 82V81H190ZM201 82H203V80L201 81ZM9 83V82H8ZM22 83V82H21ZM24 83V82H23ZM22 83V84H23ZM77 83V82H76ZM79 83H77V84H79ZM168 84L170 83V82H167ZM183 83V82H182ZM187 83H189L188 81H187ZM194 83V82H193ZM204 83V82H203ZM209 83L207 82L206 84H208V86H206L207 88L209 87ZM77 84H76V86H77ZM81 84V85H82ZM100 84H102V82L101 83H99V86H100ZM184 84V83H183ZM216 84V85H217ZM70 85V84H69ZM74 85V84H73ZM80 85V84H79ZM82 85V86H83ZM107 85V84H106ZM110 85H111V83L108 85L109 87H110ZM115 84H113L112 86H114ZM164 85H166V84H164ZM215 85V84H214ZM213 85V86H214ZM218 85H217V87H216V89L217 88H219L218 87ZM257 85V84H256ZM72 86V85H71ZM75 86V85H74ZM88 84L85 86V88H87L86 90L87 91H90V89L88 90ZM111 86V89L113 88V89H116V87H112ZM163 86V85H162ZM196 86V85H195ZM200 86V85H199ZM68 87H70V86H67L66 87V89L68 88ZM101 87V86H100ZM156 87V86H155ZM187 87V86H186ZM197 87V86H196ZM224 87H226L225 85H224ZM258 87H260V86H258ZM72 89H74V87H71ZM71 88L68 90L69 91V93H71V92H73L74 93V91L76 92V89H78V91H80L79 90V86L76 88V89H74L73 91H71L70 92V90H71ZM83 88H84V86H83ZM83 88H82V90H83ZM94 88H97V86L96 87H94ZM94 88H92L93 90H98V89H94ZM103 88H106L104 85H103ZM102 87H101V89H103ZM162 88V87H161ZM163 88H165V86H163ZM205 87H200V89H204ZM6 89V88H5ZM100 89V90H101ZM108 88H106V90H107ZM211 89V88H210ZM220 89V88H219ZM221 89H223V87L221 86ZM220 89V90H221ZM259 89V88H258ZM85 90V89H84ZM80 91V92H78L79 94L80 93H82L83 92V94L82 95H80V96H83L84 95V92L86 93L87 91L85 90V91ZM105 89H103V91H104ZM110 90V89H109ZM163 90V89H162ZM166 90H168V89H166ZM207 89H205V90H203V92H201V94H207L206 91ZM63 91H65V89L63 90ZM67 91V92H68ZM111 91V90H110ZM114 91V90H113ZM116 91V90H115ZM158 91V90H157ZM164 91V90H163ZM206 91V92H205ZM224 91V90H223ZM9 92V91H8ZM19 92H21V91H19ZM18 92V93H19ZM95 93H96V91H94ZM107 92V91H106ZM118 93H119V91H117ZM159 92H160V89H159ZM158 92V93H159ZM197 92H198V90H197ZM215 92H216V90H215ZM11 93V92H10ZM63 93H65V92H62L61 94H62V97H64L65 99H67V98H71L70 96H66L67 95V93H65V94H63ZM69 93H68V95H69ZM72 93V94H73ZM77 93V92H76ZM94 93V95L96 96V94ZM109 93V92H108ZM161 93V92H160ZM167 93V92H166ZM221 93V92H220ZM4 94V93H3ZM97 94H99L98 93V91H97ZM104 94V93H103ZM109 94H111V93H109ZM120 94V93H119ZM169 94V93H168ZM199 94V93H198ZM204 94V96H202V97H204V98H206L205 99V102H207V100L209 99V94H208V96L207 95H205ZM217 94V93H216ZM219 94V93H218ZM13 95V94H12ZM23 95L25 96L26 94H24L23 93ZM28 95V94H27ZM26 95V96H27ZM59 95V94H58ZM64 95V96H63ZM77 95V94H76ZM75 95V96H76ZM93 95V96H94ZM112 95V94H111ZM169 95H171V93L169 94ZM210 95H212V93H210ZM14 96L15 95H13V99H14ZM17 96V95H16ZM15 96V97H16ZM32 96H33V94H32ZM60 96V95H59ZM73 97L74 99L77 97H79V95H77L76 97ZM102 96V95H101ZM101 96H96V99H97V97H99L98 99L99 100H101L102 98H103V96L101 97ZM161 96V95H160ZM223 96V95H222ZM28 97H29V95H28ZM31 97V96H30ZM62 97H60L59 99L60 100H62V101H66V100H63L62 99ZM86 97H88V95L86 96ZM89 97H90V95H89ZM89 97H88V99H89ZM113 97V96H112ZM166 97V96H165ZM164 97V98H165ZM171 97H173V96H171ZM176 97V96H175ZM200 97V96H199ZM211 97V96H210ZM5 98V97H4ZM12 98V97H11ZM17 98V97H16ZM25 98V97H24ZM27 98V97H26ZM76 98V99H77ZM80 98V97H79ZM126 99H127V97H125ZM130 98V97H129ZM168 98H170V96H167V100H168ZM201 98V97H200ZM208 98V99H207ZM47 99V98H46ZM97 99V100H98ZM109 99V98H108ZM135 99H137V98H135ZM216 99V98H215ZM10 100V99H9ZM24 100H27V99H24ZM80 100H82V99H80ZM85 101L87 100V99H84ZM93 100H95V99H93ZM103 101H105L106 100V98L104 97V99H102ZM172 100V99H171ZM204 100V99H203ZM18 101V100H17ZM22 101H23V99H22ZM38 101V100H37ZM42 101V100H41ZM73 101V100H72ZM129 101H131L130 99H129ZM133 101V100H132ZM174 101V100H173ZM214 101V100H213ZM212 101V97H211V104H213L214 102ZM12 102V104H13V101H11ZM77 102V101H76ZM80 102H82V105L84 104V102L83 101H80ZM87 102V101H86ZM90 103H87L88 105H90L91 104V100L89 101ZM94 102V101H93ZM92 102V107L95 105V107H98V106H100V105H98V103H97V105L95 104V102L93 103ZM208 102H209V100H208ZM16 103V102H15ZM32 103V102H31ZM34 103V102H33ZM32 103V104H33ZM55 103V102H54ZM69 103V102H68ZM102 103V102H101ZM104 103V102H103ZM107 103V102H106ZM106 103H104V104H106ZM11 104V103H10ZM11 104V105H12ZM23 104V103H22ZM31 104V105H32ZM59 104V103H58ZM94 104V105H93ZM185 104V103H184ZM14 105V104H13ZM16 105H18V103L16 104ZM34 105V104H33ZM65 106V105H64ZM63 106V107H64ZM105 106V105H104ZM107 106V105H106ZM214 106V105H213ZM213 106H211V107H213ZM34 107V106H33ZM90 107V106H89ZM88 107V108H89ZM103 106H101V108H102ZM31 109H32V107H30ZM29 108V109H30ZM36 108H38V107H36ZM41 108H42V106H41ZM60 108V107H59ZM94 108V107H93ZM92 108V109H93ZM99 108V107H98ZM100 108V109H101ZM22 110H23V107L21 108ZM28 109V110H29ZM30 109V110H31ZM35 109V108H34ZM39 110H40V108H38ZM37 109V110H38ZM69 109V108H68ZM90 109V108H89ZM103 109H104V107H103ZM36 110V111H37ZM91 110V109H90ZM98 110V109H97ZM106 110V109H105ZM105 110H104V112H105ZM108 110V109H107ZM14 111V110H13ZM93 111H94V113L95 112H99V113H101L100 111H96L95 109H93ZM111 111H113V109H111ZM210 111H212V110H210ZM215 111V110H214ZM0 112H1V109H0ZM39 112V111H38ZM53 112V111H52ZM80 112V111H79ZM169 112V111H168ZM213 112V111H212ZM10 113V112H9ZM32 113V112H31ZM64 113V112H63ZM82 113H84V111L82 112ZM91 113V112H90ZM97 113H96V115H97ZM114 113V112H113ZM117 113V112H116ZM8 114V113H7ZM55 114V113H54ZM68 113H65L64 115H67ZM86 114V113H85ZM89 114V113H88ZM11 115V114H10ZM95 115V114H94ZM36 116V115H35ZM57 116H60L59 114L57 115ZM75 116H76V114H75ZM75 116H72V120H73V117H74V120L76 121H74V124H76V123H80V125H78L77 124V126H76V128L78 127V126H85V125H83L84 123L83 122H85L86 120L85 119H87V121H88V123H90V121L88 120L89 118H86V116L84 117L83 115H80V116H83V117H80V118H82V120H80L79 119V121L80 122H78V118L77 117H79V116H77V117H75ZM90 116H92V114H90ZM98 116H99V114H98ZM6 117V116H5ZM67 117V116H66ZM96 117V116H95ZM54 118V117H53ZM63 118V117H62ZM61 118V119H62ZM65 118V117H64ZM68 118V117H67ZM85 118V119H84ZM91 118H93V116L91 117ZM98 118V117H97ZM19 119V118H18ZM17 119V120H18ZM55 119H56V117H55ZM54 119V120H55ZM58 119V118H57ZM69 119V118H68ZM71 119H69V120H71ZM85 121H84V120ZM95 120H96V118H94ZM1 120V119H0ZM54 120H53V122H54ZM5 121H7V120H5ZM4 121V122H5ZM10 121V120H9ZM21 121V120H20ZM33 122V121H32ZM36 122V121H35ZM46 122H48V121H46ZM66 122H67V120H66ZM96 122V121H95ZM8 123V122H7ZM62 123V122H61ZM51 124H52V122H51ZM50 124V125H51ZM55 124H56V122H55ZM58 124V123H57ZM63 124V123H62ZM91 124V123H90ZM129 124V123H128ZM11 125H13V124H11ZM21 125V124H20ZM36 125V124H35ZM91 125H93V122H92V124ZM96 125V124H95ZM141 125V124H140ZM164 125V124H163ZM170 126H171V124H169ZM169 125H167V127H169ZM10 126V125H9ZM22 126V125H21ZM37 126V125H36ZM40 125H38L37 127H39ZM60 126V125H59ZM71 126V125H70ZM133 126V125H132ZM139 125H137V127H138ZM141 126H144V125H141ZM140 126V127H141ZM165 126V125H164ZM163 126V127H164ZM175 126V125H174ZM86 127H88L87 126V124H86ZM92 127H94V125L92 126ZM125 127V126H124ZM123 127V128H124ZM148 127H151L152 128V126H149L148 125ZM147 127V128H148ZM161 127H162V125H161ZM64 128V127H63ZM98 128V127H97ZM97 128H96V130H97ZM143 128V127H142ZM170 128H174L173 126H171ZM6 129V128H5ZM23 129V128H22ZM30 129V128H29ZM33 129V128H32ZM54 129H56V127L54 128ZM66 129V128H65ZM68 129V131L71 129L70 127H68L67 128ZM89 129H91V127L89 128ZM100 129V128H99ZM169 129V128H168ZM38 130V129H37ZM72 130V129H71ZM74 130V129H73ZM79 130H81V129H79ZM170 130H172V129H170ZM10 131V130H9ZM33 131V130H32ZM51 131H52V129H51ZM50 131V132H51ZM63 131V130H62ZM88 131H90V130H88ZM152 132H154L153 130H151ZM173 131V130H172ZM5 132V131H4ZM65 132H66V130H65ZM70 132V131H69ZM74 132V131H73ZM73 132L71 133V134H73ZM92 132H95L94 130L92 131ZM92 132H90V133H92ZM97 132V131H96ZM174 132H175V129H174ZM1 133V132H0ZM10 133H12V132H10ZM20 133V132H19ZM42 133V132H41ZM44 133H47V132H44ZM175 133H177V131L175 132ZM40 134V133H39ZM50 134H52V133H50ZM54 134H56V133H54ZM87 134H88V132H87ZM178 134H180V133H178ZM2 137H3V135L2 134H0ZM4 135H5V133H4ZM41 135V134H40ZM46 135V134H45ZM89 136H90V138H91V134H88ZM1 136H0V138H1ZM8 138H9V136H12V135H9V133H8ZM6 135H5V138L7 137ZM17 136V135H16ZM23 136V135H22ZM42 136V135H41ZM47 136V135H46ZM51 136V135H50ZM93 136V135H92ZM14 137V136H13ZM21 137V136H20ZM45 137V136H44ZM68 137V136H67ZM5 138H4V140H5ZM12 138V137H11ZM24 138V137H23ZM48 138V137H47ZM71 138V137H70ZM3 140V139H2ZM3 140V141H4ZM12 139H10L9 141L7 140V142H10ZM68 140V139H67ZM70 140V139H69ZM73 140V139H72ZM15 141V140H14ZM17 141V140H16ZM20 141L18 140L16 143H19ZM69 142H72V141H69ZM5 143H6V141H5ZM23 142H21V144H17V146L19 145V146H23V144H22ZM25 143V142H24ZM7 144V146H8V143H6ZM257 144V143H256ZM10 146V145H9ZM12 146H14V145H12ZM17 146L15 147L16 149H17ZM27 146V145H26ZM11 147V146H10ZM10 147H6L5 145H4V147H2L3 148V151L5 152H8V151H12V149L10 148ZM13 147V148H14ZM257 147V146H256ZM21 149H22V147H21ZM21 151V150H20ZM19 151V152H20ZM21 152H23V151H21ZM144 152V151H143ZM18 154H20V153H18ZM24 154V153H23ZM129 154V153H128ZM138 155H139V153H137ZM119 155V154H118ZM133 155V154H132ZM15 156V155H14ZM18 156V155H17ZM20 156V155H19ZM26 156V155H25ZM125 156V155H124ZM26 157H28V156H26ZM70 157V156H69ZM116 157V156H115ZM115 157H113L112 156V158H115ZM122 157V156H121ZM18 158H20V157H18ZM67 158V157H66ZM125 158H128V157H125ZM133 158V156L131 157V158H129V159H132ZM21 159V158H20ZM22 159H27V158H22ZM65 159V158H64ZM68 159V158H67ZM94 159V158H93ZM103 159V158H102ZM101 159V160H102ZM105 159V158H104ZM107 159H109V158H107ZM122 159H124V157L122 158ZM128 159V160H129ZM135 159V158H134ZM134 159H132V160H134ZM146 159V158H145ZM78 161H79V159H77ZM90 160H92V159H90ZM112 160H115V159H112ZM127 160V159H126ZM127 160V161H128ZM147 160V159H146ZM99 160H97V162H98ZM105 161V160H104ZM110 161H111V157H110ZM123 161V160H122ZM130 161V160H129ZM138 160H136V162H137ZM25 162V161H24ZM89 162V161H88ZM92 162V161H91ZM93 162H95V160L93 161ZM113 162H115V161H113ZM19 163H20V160H19ZM117 163V162H116ZM115 163V164H116ZM126 162H124L123 164L124 165H127V164H125ZM144 163H145V161H144ZM144 163H142V164H137V165H139V167L136 165L135 167L136 168H140V165H141V167L142 166H144L143 168L144 169H146V166H145V164ZM0 164H1V166H4V165H6L7 164V158H3V157H1V159H0ZM20 164H24L23 163V161H22V163H20ZM107 164H109V162L107 163ZM112 164V163H111ZM111 164H109L110 166H111ZM118 164V163H117ZM122 164V165H123ZM132 164H134V163H132L131 162V166H132ZM27 164L25 163V166H26ZM106 166L107 168L109 167V168H111L110 166ZM135 165V164H134ZM134 165L132 166V167H134ZM120 166V165H119ZM98 167V166H97ZM115 167V166H114ZM122 167V166H121ZM124 167V166H123ZM127 167L129 168L130 167V165L128 166L127 165ZM126 166L124 167V169L122 168V172H125V170H127L126 168H127ZM134 167V168H135ZM163 167V166H162ZM2 168V167H1ZM93 169H94V167H92ZM99 168V167H98ZM117 169L116 170H118L119 169V167H116ZM135 168V169H136ZM158 169L160 168V167H157ZM112 169V168H111ZM121 169V168H120ZM130 170H131V172L132 171H134L133 170V168H129ZM128 169V170H129ZM143 169V170H144ZM162 169H164V168H162ZM49 170V169H48ZM99 170V169H98ZM114 170L115 169H113V172H114ZM140 170V169H139ZM141 170H142V168H141ZM157 170V169H156ZM46 171V170H45ZM45 171H44V173H45ZM120 171V170H119ZM121 171H120V173H121ZM147 172H149V170H146ZM151 171V170H150ZM163 171V170H162ZM161 171V172H162ZM2 172H3V170H2ZM41 172V171H40ZM48 173H49V171H47ZM46 172V173H47ZM51 172V171H50ZM66 172V171H65ZM113 172H111V173H113ZM130 172V171H129ZM128 171H127V173L125 172V173H122V174H120L121 175V181H122V179L124 180L125 179V177H123L124 176V174L126 175L127 174V176L129 177L130 175V173H129ZM136 172L137 171H135V173L134 172H132V173H134V174H136ZM140 172V173H139ZM138 173H137V175H141L139 178H141V177H143V179H144V177L146 178V176L147 175H142L141 174V172H144V171H139ZM147 172H146V174H147ZM157 172V171H156ZM41 173H43V172H41ZM41 173H39L40 175H41ZM47 173V175L46 176H44L45 178L47 177V176H49L51 173H49L48 174ZM68 173V172H67ZM70 173V172H69ZM68 173V174H69ZM115 173V172H114ZM114 173H113V176H117V175H119L118 174V172H116L117 174H115L114 175ZM129 173V174H128ZM175 173V172H174ZM0 174H1V171H0ZM66 174V173H65ZM65 174H64V176H65ZM67 174V175H68ZM80 174H82V173H80ZM134 174H132V176L134 175ZM151 174V173H150ZM156 174V173H155ZM56 175V174H55ZM71 175V173L68 175L70 178L72 177V176H70ZM73 175V174H72ZM83 175V174H82ZM119 175V176H120ZM152 175H154V174H152ZM1 176V175H0ZM42 176V175H41ZM74 176V175H73ZM119 176H117V177H119ZM150 176V175H149ZM158 176V175H157ZM111 177H112V174H111ZM136 177H138V176H136L135 175V178ZM155 177V176H154ZM170 177V176H169ZM38 178V177H37ZM65 178L64 179V181L63 180H61L62 182H65V184H66V186H68L67 185V181H65V180H71L72 181V179H77L76 177L75 178ZM114 178V177H113ZM119 178V179H120ZM132 177H130L129 178V181H130V179H131ZM135 178H133V179H135ZM138 178V179H139ZM152 178V177H151ZM156 178V177H155ZM168 178V177H167ZM250 178H251V176H250ZM42 178L40 177V180H41ZM47 179H48V177L46 178V181H43V180H41V182L43 183H46L47 182ZM106 179V178H105ZM116 178H114V179H112L113 181L115 180ZM118 179V178H117ZM117 179L115 180V181H117ZM118 179V180H119ZM128 179V178H127ZM126 179V182H125V184L126 183H128L127 185L129 186L130 185V182L131 183H133L132 181H130V182H127L128 180ZM138 179H136V182H139V181H137ZM160 179H163V178H160ZM166 179V178H165ZM171 179V178H170ZM169 179V180H170ZM36 180V179H35ZM85 181L87 180V179H84ZM83 178H82V182H80V178H78V180H77V182L79 181L80 183H83ZM107 180V179H106ZM146 180V179H145ZM148 180H151V179H148ZM167 180V179H166ZM166 180H163V181H166ZM57 181V180H56ZM98 181V180H97ZM120 181V180H119ZM156 182H157V178H156V180H155ZM168 181V180H167ZM166 181V182H167ZM171 181V180H170ZM36 182V181H35ZM38 182H40L39 180H38ZM51 182H53V181H51ZM90 181H88V183H89ZM109 183L111 182V179L108 181ZM124 182H123V184H124ZM73 183V182H72ZM72 183H68L69 185L71 184V186L72 187H74V185L76 184H72ZM86 183H87V181H86ZM106 183H107V181H106ZM109 183H107L108 184V186H110L109 185ZM113 183H115V182H113ZM117 183V182H116ZM120 183V182H119ZM135 183V182H134ZM143 183V182H142ZM159 183H160V181H159ZM39 184V183H38ZM53 184V183H52ZM55 184H57V185H59V187L61 186L60 184H58V181H57V183L55 182ZM91 185L93 184V182L92 183H90ZM101 184V183H100ZM111 185H112V183H110ZM122 183H121V185H122V187L125 185H123ZM136 184V183H135ZM134 184V185H135ZM140 184H141V182H140ZM139 184V185H140ZM158 184V183H157ZM164 184H166V183H164ZM167 184H169V182L167 183ZM171 184V183H170ZM170 184H169V187H170ZM39 185H41V184H39ZM43 185H46V184H42V186ZM64 187H65V185H64V183L62 184ZM77 185V184H76ZM79 186L80 185H82V184H78ZM77 185V186H78ZM103 185V184H102ZM114 185V184H113ZM116 185H118V184H116ZM121 185H120V188H121ZM137 185H138V183H137ZM173 185V184H172ZM83 186V185H82ZM90 186V185H89ZM93 187H94V185H92ZM104 186H105V184H104ZM103 186V188H105L104 189V191H105V194H104V191H102L103 192V194L105 195V200L104 201H106L105 203H104V205H107L106 206V208L104 209V211L102 212V211H99V212H101V213H105L106 212V216H105V218L107 217L108 219H106V222L107 223H105L104 225H107V230L105 231V232H102V231H100L101 230V227H100V230H97V229H93L94 231H92V229L91 228H93V226L92 227H89V226H91L92 224L89 222V221H91L92 220V222H94V223H96L97 225L99 224L100 225V222H105L103 219L101 220V219H99V220H101V221H99L98 220V218H102V217H100L101 215H104V214H100L98 211L97 212H91V210L89 209V211H90V213H89V211L87 212V211H85L84 212V214L83 213H78L79 215L80 214H83L82 215V218L84 217V219H82L83 220V222L86 224L87 222V224L89 225V223L91 224V225H89V226H87V230H86V232L84 231L83 232V228L82 229H80V227H83V224H82V226L81 225H79V226H77L76 227V231L74 232L73 230H71V229H68L67 230V228L66 227H68L69 228V226H67L68 224H70L67 220H64V221H66L65 223H64V221L62 220V218H61V214L59 215V214H57L60 218L58 219V229L60 228L59 227V225H60V222H61V220L63 221V223L64 224H66L67 223V225H66V227L63 229H61V231H57L56 229V231H54V230H52V228H50L51 227V221L49 220V222L48 223H50V224H48L47 225V223H45L46 225H47V227H48V229H51V231L50 230H48L47 231V228L45 227V224L43 225V223H42V226L43 227H45V229L43 230V229H41V230H43V231H40V227H39V231H35V228L34 227H32L31 225H29V226H31L32 228H31V230H30V232L29 231H27L28 233H29V235H28V237H27V240H26V242H28L27 244H25L24 243V241H23V244H25L24 246H25V248H23V246H22V248L20 249V251L17 253V250H16V248H15V250L16 251H14V250H12V251H7V250H5V249H3V248H0V264H7L6 263V261H4L3 259L4 258H2V255H13V256H16V254H19V255H21L22 254V256H19V257H22V259H24V263H21V264H54L55 263V260H56V263H58V264H60L58 261L59 260H61V264H130V263H141V264H152L151 263V257L150 256H152V257H154L158 262H159V264H171V263H173L172 262V258H174L175 256H173V252H174V250H176L175 248L176 247H179L180 248V246H177V243L179 242V238H176V240H174L173 239V237H172V232H174V230L172 229V228H170L171 227V225H170V227H168V226H166L165 224H166V222H168L167 220H168V218H166L167 220H166V222L164 223V222H162L160 219H159V221L157 222L156 221V223H155V225H154V227L150 224V223H148L149 221H148V217H149V215H148V217L147 216H145L143 213H139L140 212V209H139V212L136 210V209H134V207L133 208H131L130 206H128L129 204H130V202H126L125 200H126V198H124L123 196H124V194H121V196H120V194L119 193H123L124 192V190H123V192L122 191H118V193H117V189H118V187L116 186V188H115V185H114V188H115V190H116V192L114 191V188L112 187L111 188V186L109 187V188H111V189H109V191H111V193H112V191H114L115 193H117V195H119L120 197H117V195L115 194V197L114 196H112V194L110 193V192H108V191H106L108 188H106V187H104ZM119 186V185H118ZM128 186H126V188L128 187ZM144 186H146V184L144 185ZM36 187V189H37V185L35 186ZM57 187V186H56ZM62 187V186H61ZM95 187H97V189H98V187H102V186H95ZM95 187H94V189H95ZM131 187H133L132 185H131ZM130 187V188H131ZM135 187V186H134ZM141 187H143V186H141ZM166 187V186H165ZM164 187V188H165ZM48 189V190H50V191H52L51 189H50V187L48 188V186L47 187H45V189ZM53 188V187H52ZM69 188V187H68ZM71 188V187H70ZM83 188L84 187H78V189H80V192H82L83 191ZM103 188H101L102 190H103ZM125 188V187H124ZM123 188V189H124ZM125 188V189H126ZM130 188H128V190L127 191H129L130 190ZM137 187H135V189H136ZM157 188V187H156ZM163 188V189H164ZM168 188V187H167ZM254 187H252V189H253ZM75 189H77L76 187H75ZM74 189V190H75ZM96 189V190H97ZM101 189H100V193H101ZM134 189V188H133ZM132 189V190H133ZM133 190V193H138V192H136V190ZM139 189V188H138ZM159 188H157L156 190H158ZM61 190V189H60ZM60 190H58V188H57V191L58 192H60ZM69 190V189H68ZM94 191V192H98V191ZM140 190H142V189H140ZM148 190V189H147ZM146 190V191H147ZM160 190L162 191V189L160 188ZM159 190V191H160ZM172 190V189H171ZM248 190V189H247ZM254 190V189H253ZM255 190H256V188H255ZM2 191V190H1ZM56 191V190H55ZM63 191V190H62ZM65 191V190H64ZM66 191H67V188H66ZM70 191H73V190H70ZM79 191V190H78ZM78 191H75V192H78ZM90 191V190H89ZM126 191V197H128V196H130V195H133V193H131L130 191L129 192H127ZM135 191V192H134ZM144 191H145V189H144ZM159 191H157V192H159ZM166 191V190H165ZM169 190H167V192H168ZM250 191V190H249ZM248 191V192H249ZM2 192H4V191H2ZM79 192V193H80ZM91 192V191H90ZM109 193V195L110 196H108L109 198H108V201H107V199H106V194L107 193ZM114 192H113V194H114ZM149 192V191H148ZM156 192V193H157ZM172 192V191H171ZM34 193V192H33ZM33 193H32V195H33ZM83 193V192H82ZM85 193V192H84ZM83 193V194H84ZM99 193V194H100ZM128 193H130V195H128ZM161 193V192H160ZM173 193V192H172ZM171 193V194H172ZM259 193V192H258ZM91 194H93V193H90V195ZM146 194H147V192L145 193V197H146ZM148 194H150V193H148ZM166 194V193H165ZM164 194V195H165ZM260 194H262V192L260 193ZM259 194V195H260ZM9 195H12V193L11 194H9ZM14 195V194H13ZM30 195V194H29ZM58 196H60L59 194H57ZM56 195V196H57ZM85 195H87L86 193L84 194V195H82V194H80V195H78V196H85ZM173 195V194H172ZM21 196V195H20ZM35 196V195H34ZM58 196L57 197H55L56 199L58 198ZM71 196H73V195H71ZM70 196V197H71ZM78 196H76L75 198H76V200H77V197ZM88 196V195H87ZM87 196H85V199H86V197ZM95 197L96 196H101V194L100 195H97V193H96V195H94ZM134 196V195H133ZM136 196V195H135ZM138 196V195H137ZM141 196H142V194H141ZM143 196H144V194H143ZM140 197V199L142 198V199H144L145 197ZM157 198H159L157 195H155ZM167 196H170V195H167ZM262 196V195H261ZM261 196H260V198H261ZM50 197V196H49ZM52 197V196H51ZM61 197V196H60ZM59 197V198H60ZM102 197V196H101ZM132 197V196H131ZM129 198V199H131L132 200V198ZM151 197V196H150ZM150 197H148V198H150ZM263 197V196H262ZM10 198V197H9ZM9 198L8 199H6V201L7 200H9ZM87 198H89V203H90V198L91 197H87ZM104 198V197H103ZM117 198H118V200H117ZM134 198V197H133ZM136 198V197H135ZM134 198V199H135ZM147 198V197H146ZM145 198V199H146ZM152 198H153V196H152ZM155 198V197H154ZM233 198V197H232ZM264 198V197H263ZM11 199V198H10ZM17 199V198H16ZM18 199H20V198H18ZM28 199V198H27ZM26 199V203H24L25 204V206H26V208H27V206L31 209V210H33V208H34V206H33V204H30L29 202H28V200ZM63 199V198H62ZM71 199H73V197H71ZM71 199H69V200H71ZM79 199H80V197H79ZM78 199V200H79ZM99 199V197H97V200ZM128 199V198H127ZM133 199V200H134ZM137 200H138V197L136 198ZM135 199V200H136ZM142 199L140 200V202H142ZM143 200V202H145V203H141V204H145V205H150L151 204V202H149L150 200H151V198L149 199V201L147 202V200L148 199H146V200ZM59 200H61V199H59ZM64 200H66V199H64ZM68 200V199H67ZM67 200H66V202H67ZM82 200H83V197H82ZM101 199H99V201H100ZM130 200V201H131ZM131 201L132 203H133V205H134V203L136 202L137 203V201ZM153 200V199H152ZM155 201H157L156 199H154ZM159 200V199H158ZM172 200V199H171ZM170 200V201H171ZM260 200V199H259ZM264 200V199H263ZM32 201V200H31ZM37 201V200H36ZM35 201V202H36ZM50 201V200H49ZM74 201H75V199H74ZM85 201H88V200H85ZM84 201V202H85ZM102 201V200H101ZM125 201V202H124ZM129 201V200H128ZM139 201V200H138ZM160 201V200H159ZM166 201H168V199L166 200ZM262 201V200H261ZM9 202H10V200H9ZM8 201H7V203H9ZM51 202V201H50ZM58 202V200H56V203ZM63 202V201H62ZM66 202H64V204L66 205H68V203H66ZM78 202V201H77ZM77 202H76V204H77ZM79 202H82V201H80L79 200ZM92 202V201H91ZM154 202V201H153ZM229 202V201H228ZM54 205H55V202H52ZM61 203V202H60ZM86 203V202H85ZM84 203V204H85ZM88 203V202H87ZM93 203V205H94V202H92ZM126 203H128V205L126 204ZM131 203V204H132ZM135 203V204H136ZM149 203V204H148ZM156 203H160V202H156ZM170 203V202H169ZM263 203V202H262ZM24 204H22L23 206H24ZM35 204V203H34ZM36 204H39V203H37L36 202ZM35 204V205H36ZM47 204H48V202H47ZM63 204V203H62ZM71 204V203H70ZM73 204H75V203H73ZM78 204H80V203H78ZM84 204H80V205H84ZM100 204H102L101 202H100ZM140 204V205H141ZM165 204V203H164ZM237 204V203H236ZM239 204V203H238ZM66 205V206H67ZM90 205V204H89ZM96 205H97V203H96ZM96 205H94V206H96ZM99 205V204H98ZM97 205V206H98ZM138 205H139V202L137 203V206L136 205H134V206H136L135 208H139L138 207ZM261 205V204H260ZM48 206H49V204H48ZM56 206H57V204H56ZM69 206V205H68ZM94 206H93V209H94ZM102 206V205H101ZM142 206V205H141ZM154 206H156V205H154ZM173 206V205H172ZM228 206V205H227ZM261 206H263V205H261ZM73 207V209H74V206H72ZM75 207H77L76 205H75ZM87 207H88V205H87ZM158 207V206H157ZM159 207H161L160 205H159ZM158 207V208H159ZM226 207V206H225ZM230 207V206H229ZM228 207V208H229ZM264 207V206H263ZM262 207V208H263ZM43 208V206L41 207V209ZM69 208H71V207H69ZM68 208V209H69ZM85 208H86V206H85ZM84 208V209H85ZM89 208V207H88ZM96 208V207H95ZM98 208V210H100L99 209V207H97ZM96 208V209H97ZM142 208V207H141ZM146 208V207H145ZM149 208V207H148ZM147 208V209H148ZM151 208H152V206H151ZM151 208H149V209H151ZM154 208V207H153ZM172 208V207H171ZM187 208H188V206H187ZM261 208V209H262ZM4 209H6V207H4ZM29 209V210H30ZM41 209H40V211L38 210V212H36V214H38L39 212H41ZM56 209V208H55ZM73 209H71V211L73 210ZM75 209H77V208H75ZM159 209H161V208H159ZM226 209H227V207H226ZM260 209V211L259 212H261L262 210ZM30 210V211H31ZM45 210L47 211V208H45ZM49 210V209H48ZM57 210H58V208H57ZM62 210V209H61ZM65 210H67V209H65ZM102 210V209H101ZM145 210V209H144ZM143 210V211H144ZM191 210V209H190ZM193 210V209H192ZM191 210V211H192ZM194 210H196V209H194ZM4 211V210H3ZM7 211H8V209H7ZM6 211V212H7ZM44 210L42 209V212H43ZM64 213H65V211H64V209L62 210ZM68 211V210H67ZM93 211H95V210H93ZM150 212L151 210H146L145 212V214H148V212ZM156 211V210H155ZM187 211V210H186ZM225 211H227V210H225ZM41 212V213H42ZM48 212H50V211H48ZM53 212V211H52ZM51 212V213H52ZM69 212V211H68ZM75 212V213H74ZM76 212H79V210L77 209V211H73L72 213H71V215H72V217L71 216H69L68 214V216L69 217H71L72 219H70V220H72L73 221V219H75L76 221V223L77 224H80V222H77V219H76V216H75V218H73L74 216L73 215H77L76 214ZM80 212H82V210H80ZM138 212V213H137ZM141 212H142V209H141ZM152 212H153V210H152ZM157 213H158V211H156ZM174 212V211H173ZM172 211H171V213L172 214H177V213H173ZM184 212V211H183ZM192 212H194V211H192ZM199 212H201V211H199ZM206 212V211H205ZM229 212V211H228ZM263 212H264V210H263ZM262 212V213H263ZM33 213H35V212H33ZM32 213V214H33ZM51 213L49 214V215H51ZM54 213V212H53ZM52 213V214H53ZM56 213V212H55ZM151 213V212H150ZM149 213V214H150ZM170 213V214H171ZM202 213V212H201ZM204 213V212H203ZM207 213V212H206ZM245 213H246V210H245ZM261 213V214H262ZM36 214H34L35 216V218H36ZM42 214H44V213H42ZM66 214V213H65ZM70 214V213H69ZM250 214V213H249ZM248 214V215H249ZM264 214V213H263ZM5 215H7V214H4V216ZM29 216H31V214H28ZM49 215H47V216H45V219L44 220H46L47 219V217H49ZM152 215V214H151ZM150 215V216H151ZM162 215H164V214H161V217L163 218V216ZM183 215H186V214H183ZM223 215V214H222ZM225 215V214H224ZM228 214H226V216H227ZM40 215H38V217H39ZM43 216V215H42ZM92 216H94V217H92ZM154 216V215H153ZM153 216H151L152 217V219L153 220H155V218H153ZM178 216H180V215H178ZM258 216V215H257ZM256 216V217H257ZM18 217V216H17ZM23 217V216H22ZM156 217H157V215H156ZM3 218V217H2ZM40 218H42V217H40ZM44 218V217H43ZM50 218H51V216H50ZM53 218H55V217H52V221H53ZM63 218H65V216L63 217ZM164 218H165V216H164ZM180 218V217H179ZM181 218H183L182 217V213H181ZM180 218V219H181ZM225 218H227V217H225ZM263 218H264V215H263ZM262 218V219H263ZM5 219V218H4ZM4 219H3V221H4ZM36 219H38V218H36ZM65 219H67V218H65ZM179 219V220H180ZM221 219V218H220ZM228 219V218H227ZM261 219V220H262ZM41 220H43V219H41ZM78 220H79V217H78ZM82 220H80V221H82ZM162 220H164V219H162ZM169 220H171V217H169ZM251 220V219H250ZM258 220V219H257ZM6 221V220H5ZM37 221V220H36ZM39 221H40V219H39ZM71 221V222H72ZM148 221V222H147ZM152 221V220H151ZM161 221V222H160ZM172 221V220H171ZM170 221V222H171ZM174 222H175V220H173ZM181 221V220H180ZM227 221V220H226ZM248 221V220H247ZM44 222V221H43ZM46 222V221H45ZM54 222V221H53ZM74 222V225H73V223H71L70 224V226H72V227H74L75 226V223ZM170 222L169 223H167V225H169L170 224ZM176 222H177V220H176ZM262 222V221H261ZM25 223V222H24ZM28 223V222H27ZM38 223H40V222H38ZM38 223H34V224H36V226H37V228H38V225H40V224H38ZM56 223H57V221H56ZM62 223V224H63ZM178 223V222H177ZM176 223V224H177ZM222 223V222H221ZM249 223L250 222H248V226H249ZM86 224V225H87ZM181 224V223H180ZM180 224H179V226H180ZM224 224H225V222H224ZM255 224V223H254ZM3 225V224H2ZM53 225H54V223H53ZM93 225H95V224H93ZM97 225L95 226L96 228H97ZM102 225V224H101ZM104 225H102L103 227L102 228H104V230H105V226ZM157 225V226H156ZM174 225H175V223H174ZM201 225V224H200ZM203 225V224H202ZM255 225H257V224H255ZM254 225V226H255ZM56 226V225H55ZM176 226V225H175ZM174 226V227H175ZM64 227V226H63ZM72 227H70V228H72ZM85 227V226H84ZM153 227V228H152ZM157 227V228H156ZM173 227V228H174ZM256 227V226H255ZM254 227V228H255ZM260 227H261V225H260ZM263 227H264V225H263ZM21 227H19V229H20ZM42 228V227H41ZM150 228H152V229H155V230H152L151 231V229ZM245 228V227H244ZM54 229V228H53ZM75 229V228H74ZM78 229V230H77ZM99 229V228H98ZM174 229H176V228H174ZM180 229H181V226H180ZM179 229V227H178V230L177 231H179L180 230ZM201 229V228H200ZM246 229V228H245ZM252 230V232H253V228H251ZM24 230H27V229H24ZM80 230H82V231H80ZM84 230H85V228H84ZM97 230V231H96ZM103 230V231H104ZM173 230V231H172ZM181 230H183V228L181 229ZM180 230V231H181ZM262 229H260V231H261ZM54 231V232H53ZM244 231V230H243ZM20 232H21V230H20ZM26 232V234H28ZM184 232V231H183ZM250 232V231H249ZM251 232V234H253ZM191 233H193V232H191ZM14 234V233H13ZM249 234V233H248ZM8 235V234H7ZM19 235H21V233L19 234ZM23 235H24V233H23ZM184 235H185V233H184ZM183 235V236H184ZM260 235V234H259ZM17 235L15 234V237H16ZM25 236H27V235H25ZM250 236V235H249ZM248 236V237H249ZM252 236V235H251ZM255 236V235H254ZM8 237V236H7ZM11 237V236H10ZM186 237V236H185ZM253 237V236H252ZM251 237V238H252ZM13 238V237H12ZM18 238V237H17ZM250 237H249V239H251ZM11 239V238H10ZM14 239V240H13ZM13 239H11V240H13V241H11V242H9L8 241V243H9V249H11L13 246H15V245H12V243L15 241L16 242V238H13ZM20 239H22V237L20 238L19 237V240ZM186 239V238H185ZM66 240V242L67 243H65V242H62V241H65ZM187 240V239H186ZM5 241V240H4ZM18 241V240H17ZM21 241V240H20ZM251 241V240H250ZM6 242V241H5ZM244 242V241H243ZM249 242V241H248ZM7 242H6V245L8 244ZM20 243V242H19ZM188 243V242H187ZM253 243V242H252ZM258 243V242H257ZM12 245V247H11V245ZM16 244V243H15ZM178 244H181V243H178ZM254 244V243H253ZM252 244V245H253ZM17 245V244H16ZM247 245V244H246ZM251 245V246H252ZM255 245V244H254ZM1 246H3L2 244L0 245V247ZM17 246H19V245H17ZM17 246H15V247H17ZM256 246H257V244H256ZM3 247H5V246H3ZM11 247V248H10ZM183 247V246H182ZM243 247V246H242ZM103 248H105V249H103ZM186 248V247H185ZM244 248V247H243ZM13 249V248H12ZM17 249L19 250V248L17 247ZM106 249H107V251L109 250L110 252V254H108V256H109V261L108 262H106V258H104L103 257V254H101L100 252H105L106 251ZM250 249V248H249ZM254 250H255V248H253ZM190 251L192 250V249H189ZM182 251V250H181ZM239 251H240V249H239ZM249 251V250H248ZM258 251V250H257ZM177 252H178V248H177ZM180 252V251H179ZM178 252V253H179ZM185 252V251H184ZM188 252V251H187ZM250 253H251V251H249ZM248 252V253H249ZM262 252V251H261ZM190 253V252H189ZM188 253V254H189ZM255 253H257V252H255ZM260 253V252H259ZM15 254V255H14ZM106 254V253H105ZM185 254H187V253H185ZM191 254V253H190ZM189 254V255H190ZM247 254V253H246ZM258 254V253H257ZM264 253H262V255H263ZM177 255V254H176ZM258 255H261V254H258ZM257 255V256H258ZM7 256V257H8ZM12 256V257H13ZM18 256H16L17 257V259H16V262L18 261ZM179 256V255H178ZM178 256H176V257H178ZM187 256V255H186ZM247 256V255H246ZM249 256V255H248ZM251 256V255H250ZM183 257H185V256H183ZM240 257V256H239ZM10 258H11V256H10ZM153 258V259H154ZM182 258V257H181ZM252 258H253V256H252ZM178 259V258H177ZM188 259V258H187ZM257 259V258H256ZM53 260V261H52ZM186 260V259H185ZM251 260V259H250ZM13 261H15V257H14V260ZM19 261H22L23 262V260H21L20 258H19ZM188 261V260H187ZM247 261V260H246ZM261 261H263L264 262V260H260V262H259V264H262L261 263ZM54 262V263H53ZM130 262V263H129ZM176 262V261H175ZM174 262V263H175ZM252 262V261H251ZM253 262H254V260H253ZM11 263H13V262H11ZM154 263V262H153ZM242 262H241V259H240V264H241ZM245 263V262H244ZM248 263V262H247ZM9 264H10V260H9ZM14 264V263H13ZM16 264V263H15ZM17 264H20V262L18 263L17 262ZM177 264V263H176ZM178 264H179V260H178ZM181 264V263H180ZM238 264V263H237ZM251 264V263H250ZM253 264V263H252Z\"/></svg>",
    "mask_w": 264,
    "mask_h": 264
}]
</instances>
